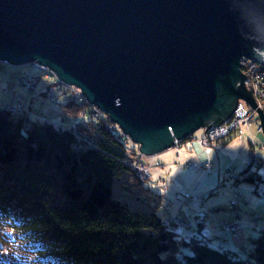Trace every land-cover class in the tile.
Here are the masks:
<instances>
[{
	"label": "water",
	"instance_id": "obj_1",
	"mask_svg": "<svg viewBox=\"0 0 264 264\" xmlns=\"http://www.w3.org/2000/svg\"><path fill=\"white\" fill-rule=\"evenodd\" d=\"M243 58L264 64V0H0V60L49 66L143 154L256 108Z\"/></svg>",
	"mask_w": 264,
	"mask_h": 264
},
{
	"label": "trees",
	"instance_id": "obj_2",
	"mask_svg": "<svg viewBox=\"0 0 264 264\" xmlns=\"http://www.w3.org/2000/svg\"><path fill=\"white\" fill-rule=\"evenodd\" d=\"M80 105L84 114L91 107ZM77 123L56 126L0 107V264H264V232L232 249L212 245L206 217L180 231L159 208L164 193L129 164V140L113 130L119 125L90 116ZM78 128L96 145L75 147ZM131 198L142 205L130 206ZM240 198L230 200L235 215Z\"/></svg>",
	"mask_w": 264,
	"mask_h": 264
},
{
	"label": "rangeland",
	"instance_id": "obj_3",
	"mask_svg": "<svg viewBox=\"0 0 264 264\" xmlns=\"http://www.w3.org/2000/svg\"><path fill=\"white\" fill-rule=\"evenodd\" d=\"M15 65L16 64L10 63L9 61L0 60V72L5 68L15 70L16 67ZM40 65L42 68L39 71L40 74L39 76L28 75L24 72H21L20 70L7 71L8 76L7 78H5V81L7 83L6 87L11 88V85L15 84V85H19V87H24V89L28 91L30 90L33 91L34 88H36V84L38 85L40 83V87L46 89L45 91L46 93H44L46 95L45 100L49 98L50 100H54V101H48L49 103L47 106L40 107L42 101L41 99H38V101H40V104L36 103L35 99L37 98L38 95H35L33 98L30 97V100L28 101L26 100H17L15 102L1 101L0 107H4V109L6 110L9 109L13 114H18V115L23 114L26 116H30L31 118L34 119L43 120L44 117H46L44 115L45 109L52 102H55L53 103L54 105H58V106L60 105L59 106L60 111L57 113V115L54 113V117L56 119V121L54 122L56 126L57 125L77 126L78 123H74V122L81 121L84 117L86 118L89 116L94 120H106V121L109 120L111 125H117L116 123L111 121L109 115L105 111L103 112V110L100 109L96 104L89 102L87 98L83 96L84 93L82 92V90H80L76 86L72 87L71 84L61 80L56 74V72L52 70L49 66L41 63ZM41 72H45V73H41ZM64 90L66 91L67 94L63 93ZM54 94H57L59 96L55 98ZM0 95L3 96L1 92ZM51 95H53V98ZM73 95L77 96L81 101H86V103L88 102L90 104L95 105V107H92L90 109L86 108L85 109L86 114H84L83 107H79L80 104H84V103H81L77 99L71 97V99H73L78 105V106H74L75 112H73L72 111L73 108L72 109L69 108V107H73V105H70L69 107L65 105L66 102L65 100H67L66 97ZM50 120L52 119L50 118ZM242 130H244L243 132L245 134V140L234 138L232 139L231 142L224 144L223 147L221 148H216V146L209 148V151L213 155V159H211L213 167H211V170L206 168V170L210 172V177L206 179L205 186L203 187L204 191L200 194V195L209 194V196L203 204L199 202H193L188 207L189 217L195 223V225H193L194 223L193 224L191 223V226L193 227L197 226L198 225L197 221L200 218L204 220V217H206L207 219L205 220L204 225H205V229L209 230L213 235L212 245L214 246L223 245L225 248L230 247L232 249H235L239 245L244 244L247 240V235H249L250 233L253 234L254 232H257V230H255V226L264 227V197L261 195L260 191L255 190V183L249 179L240 177L237 179L238 183L235 186V184H230V181L232 180V176L226 175V179H225L224 174H222V171L224 172L225 167H232V168L237 167V171L243 170L246 167V165H248L249 162L251 161L254 153H257V155H259L262 158V162L264 161V147L260 145V144H264V134L263 133L257 134L258 127L256 124H253L251 126V129L244 127ZM78 131H80L79 128ZM197 133L200 134L201 131L198 130ZM83 134L91 138V145L87 144L89 147L96 145V139L93 136V134L91 135L90 133L84 130H83ZM73 136L74 137L76 136L74 130H73ZM250 140L258 144L256 151L254 149H250V142H251ZM128 145L130 147L129 157L127 159L129 161V164L135 169L148 168L147 171L149 174L146 176H142L138 171H136L138 179L146 183L147 185L157 186L162 192L164 188L168 187L171 189L169 193H172V191H174V189H172V186L175 187V185H177L175 179L171 177L172 175L171 174L167 175L168 177L167 182L159 179V177L157 178L156 175L152 174L151 169H149L148 167V163L145 162L146 163L145 164L141 160L142 156H144L145 154L140 152L139 146L136 143H134L131 138L129 139ZM194 146H197V144L193 145L192 147ZM240 149H243L241 153H240ZM209 151L204 149V151H201L202 153L201 155L204 154V157L207 158ZM228 155H230V158H228ZM186 163H183L181 165H185ZM166 167L168 168L167 165ZM180 178L184 180L185 176L181 174ZM169 185H171V187H169ZM261 187H263V185H261ZM184 188L185 185H183L182 187H175L174 192H180L181 197L184 196V194L186 193L189 195L190 193L186 191ZM114 189H115L116 197L118 199H125L126 201V197L124 193L119 192L120 186L117 182L115 183ZM177 189L185 190V191H176ZM210 191H212L213 193L210 194ZM238 192L241 193V198H240L241 205L246 207L248 212L258 211L260 213L259 218L252 219L250 217H244V216L235 217V213H234L235 209L231 208L233 206H231L230 200L231 199L234 200ZM190 198H194V197H190ZM128 201L130 206H135V207H138L139 206L138 204L141 203L140 201H137L136 198H131ZM159 208H162L160 210L165 209L164 206L163 207L160 206ZM180 212L182 213L180 216L185 217V214L183 215V211L181 210ZM239 214H242V212L238 211L237 215ZM198 215L201 217H199ZM196 216L199 218H197ZM240 219H244L246 221V227L244 229L240 228L241 230H239L238 227L235 229L227 230L228 232L227 235L226 234L219 235V229L216 228L218 222L224 229V225L228 226L229 228L233 227L234 224L232 223ZM178 229L182 231L183 228L181 229L178 228ZM221 241H223V244H220Z\"/></svg>",
	"mask_w": 264,
	"mask_h": 264
},
{
	"label": "bare ground",
	"instance_id": "obj_4",
	"mask_svg": "<svg viewBox=\"0 0 264 264\" xmlns=\"http://www.w3.org/2000/svg\"><path fill=\"white\" fill-rule=\"evenodd\" d=\"M246 58H243L241 60V70L242 72L246 75L245 78V83H246V88H250V85L252 86V94L254 99L257 102L256 108L253 107V105L245 100V98H239L238 99V104L235 107V109L231 112V114L220 124L212 126L210 128H207L208 126H202L198 130L201 131L200 134L197 133L198 130H196L193 134H190L187 136L185 139L181 141H176L175 146H173L170 149L167 150H160L157 152H153L152 154H145L142 156V161L143 163L147 162L149 169H153L154 167L158 169V174H159V179L167 182L168 177L167 175L172 174V172L166 167V163H164L160 159V155L165 154V152L170 151L172 149H176L179 151L178 153V160L180 161L181 158H184L186 160L185 165H180L181 168L185 169L186 174L190 175H197L198 178V184L196 187H191L192 190L189 191L190 194L188 195L187 193L184 194V196L180 197L181 198V205L182 208L181 210L183 211V215L185 214V217L178 216L173 217L175 225L178 226V228H183L186 231H192L194 230L195 227L191 226V223L193 224L194 222L192 219L189 217V211L188 207L191 205L193 202H199L203 204L205 200L208 198V195H197V189L201 186H205L206 179L210 177V172L206 170V167L212 163L211 159H213V155L209 151V148L216 146V148H221L223 147L224 144L229 143L232 141L234 138H240L242 140H245V134L244 130H242L244 127L251 129V126L253 124H256L258 127L257 134L263 133L264 134V123L261 118V114L259 110H261L264 114V83L256 81L255 78H252L251 81L249 82V73L251 70H256V67H246L243 68V60ZM251 59V58H249ZM254 60V59H253ZM256 62V60H254ZM258 62V61H257ZM41 62L37 61V59L31 60L29 62L23 63V65L16 64L15 70L18 71L20 70L21 72H24L28 75H37L39 74V71L41 70ZM261 66L264 67V64L259 62ZM43 64V63H41ZM26 76V75H25ZM24 76V77H25ZM26 78V77H25ZM71 86H76L79 88L77 85L71 84ZM81 90V88H79ZM65 100V99H63ZM67 101V100H65ZM109 115V114H108ZM231 125H237L238 129H234L229 131L228 128ZM207 128V130H206ZM113 130L118 133L117 135L120 136L123 140H129L131 136L129 133H126L121 126H113ZM170 130H172V127H170ZM206 130V132H204ZM204 132V133H203ZM202 134H203V139H202ZM253 139V138H250ZM203 141V142H202ZM251 141V140H250ZM192 147L193 145H196ZM262 147H264V144H260ZM139 146V145H138ZM258 147V144L251 141L250 142V149H254L256 151ZM206 149L209 151L207 158L204 157V154L201 155V151H204ZM243 149H240V153ZM182 152L183 153H189L192 154V157H188L186 154L183 155L182 157ZM201 155V156H200ZM205 158V159H204ZM228 158H230V155H228ZM263 163V164H262ZM146 164V163H145ZM211 170V169H210ZM204 171V172H202ZM224 171L227 173H233V172H238L243 174V178L249 179L255 183V190L260 191L261 195L264 197V161L262 162V158L257 155V153H254L251 161L249 162L246 167L241 170L237 171V167H225ZM202 174V175H201ZM223 174V171H222ZM173 179H175V176H171ZM238 183V181H237ZM263 185V187H261ZM154 187V186H151ZM263 190V191H262ZM159 191V190H158ZM193 193V196L192 194ZM213 192L210 191V194ZM176 197L179 198V195L176 194ZM194 197V198H190ZM164 206V203H162L161 207ZM184 206V207H183ZM240 211L242 214L235 215L237 216H244V217H250L252 219H257L260 217V213L258 211H249L247 210L246 207L242 206L240 208ZM166 214V212H164ZM167 215V214H166ZM172 218V217H171ZM258 224V223H257ZM195 225V224H193ZM240 230V229H239ZM255 230H257V233L259 232H264V227H256ZM235 233V232H234ZM86 259H91V256L86 255Z\"/></svg>",
	"mask_w": 264,
	"mask_h": 264
},
{
	"label": "crops",
	"instance_id": "obj_5",
	"mask_svg": "<svg viewBox=\"0 0 264 264\" xmlns=\"http://www.w3.org/2000/svg\"><path fill=\"white\" fill-rule=\"evenodd\" d=\"M7 71H15L9 68H5L0 72V92L3 94L0 95V102H15L17 100H30V97L33 98L35 95H38L37 98L35 99V102L40 104V101H38V99H41V106L40 107H45L48 105V101H54V100H50L49 98H46V95L44 94L46 89L41 88L40 87V83L37 85L36 84V88H34L33 91H28L26 89H24V87H19V85H15L12 84L11 88L6 87L7 83L5 81V78H7ZM7 80V79H6ZM9 93V94H8ZM53 98V95H51ZM55 98L57 97V94H54ZM48 97V96H47ZM45 102V103H43ZM52 102L44 111V115L46 116L47 119L50 120V118L52 119L51 121H56L55 117H54V113L57 115V113L60 111L59 106L58 105H54ZM61 108V107H60ZM78 122V121H77ZM74 122V123H77ZM69 126H73V125H69ZM178 153L179 151H177L176 149H172L170 151L165 152V154L160 155V159L166 163V165L168 166V169L172 172L171 175L175 176V182L177 183V185H175V187H182L183 185H185V190L186 191H191L192 188L191 187H196L198 184V178L197 175H190V174H186L185 173V169L181 168L180 164L186 163V160L184 158H181L180 161L178 160ZM186 154L188 157H192V154L189 153H183L182 152V157L183 155ZM152 174L156 175L157 178L159 176L158 174V169L157 168H153L151 169ZM174 172V173H173ZM183 174L185 176V179L182 180L180 178V175ZM169 187H171V185H169ZM175 187L172 186V189H174L175 191ZM169 189V190H168ZM168 190V191H167ZM185 190H179L177 189L176 191H185ZM171 191L170 188L166 187L163 190L164 193V210L167 214V216H170V218L175 217L178 214H182L181 208H182V203H181V193L180 192H174L172 191V193H169ZM197 195H200L204 189L203 186L199 187V189H197ZM190 193V192H189ZM176 194L180 195L179 198L176 197ZM193 194V193H191ZM192 204V203H191ZM190 206V205H189ZM184 207V206H183Z\"/></svg>",
	"mask_w": 264,
	"mask_h": 264
},
{
	"label": "built area",
	"instance_id": "obj_6",
	"mask_svg": "<svg viewBox=\"0 0 264 264\" xmlns=\"http://www.w3.org/2000/svg\"><path fill=\"white\" fill-rule=\"evenodd\" d=\"M242 63H243V68H246V67H251V68L254 67L255 68L256 67V70H251V72L249 73V82L251 81L252 78H255L256 81L264 83V67L261 66L259 62H257V61L255 62L253 59L246 58V59L243 60ZM41 73H45V72H41ZM39 75L40 74H37V76H39ZM63 93L67 94L65 90L63 91ZM61 96H63V95H61ZM71 97L77 99L81 103H86V101L79 100V98L77 96H75V95L69 96V97H66V98H71ZM90 105H91L90 108L95 107V105H93V104H90ZM238 128H240V127H238L237 125H231V126H229L228 130L231 131V130L238 129ZM76 131H77L76 132L77 133V138H75L76 141L74 142L75 147H77V148L89 147L87 144L91 145V138L88 137L87 135H84L83 131H78V129H76ZM211 167L212 166H211V163H210L206 168L211 169ZM147 169L146 168L145 169L138 168V169H135V170L138 171L142 176H146V175L149 174ZM223 174L225 176V179H226V175L232 176V180L230 181V184H235V186L237 184V179L240 178V177H243V174L238 173V172L227 173V172L224 171ZM237 196H238V193H237L236 197L234 198V202L233 203H237V201H236ZM232 224H234V225H233V227H230V228L228 226L224 225V229L225 230H231V229H235V228H238V227H239V229L243 228L244 225H245V220L244 219H240V220L235 221Z\"/></svg>",
	"mask_w": 264,
	"mask_h": 264
}]
</instances>
